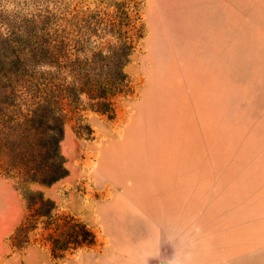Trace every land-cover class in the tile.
<instances>
[{
	"label": "rangeland",
	"instance_id": "374dc122",
	"mask_svg": "<svg viewBox=\"0 0 264 264\" xmlns=\"http://www.w3.org/2000/svg\"><path fill=\"white\" fill-rule=\"evenodd\" d=\"M36 21L132 46L113 113L82 98L55 153L19 115ZM0 130V264H264V0H0Z\"/></svg>",
	"mask_w": 264,
	"mask_h": 264
},
{
	"label": "trees",
	"instance_id": "16d2710c",
	"mask_svg": "<svg viewBox=\"0 0 264 264\" xmlns=\"http://www.w3.org/2000/svg\"><path fill=\"white\" fill-rule=\"evenodd\" d=\"M29 37L33 46L24 52L21 59L23 110L19 115L23 127L43 129L48 134L46 145L50 152L55 153L63 138L64 120L68 114L80 111L78 106L82 98L95 112L113 113L112 98L127 81L123 68L130 58L132 46L125 37L119 38L117 45L100 43V52L89 58L82 54L84 46L81 42L70 39L64 29L51 31L44 25L40 26L39 21L34 22ZM97 62L104 67L85 68ZM81 64L84 67H75ZM1 140L0 137V144ZM16 149L19 152L20 146ZM1 152L0 148V158ZM57 179H52L49 185ZM83 229L80 238L74 236L75 245H93V233L85 226Z\"/></svg>",
	"mask_w": 264,
	"mask_h": 264
},
{
	"label": "crops",
	"instance_id": "0c3cea01",
	"mask_svg": "<svg viewBox=\"0 0 264 264\" xmlns=\"http://www.w3.org/2000/svg\"><path fill=\"white\" fill-rule=\"evenodd\" d=\"M71 176H72V173L69 174V175L67 176V178L70 179ZM46 190H47L49 193H54V194H56V192L58 191V186H55V184H53L51 187H48ZM18 220H19V219L17 218V221H18ZM12 229H13V228H10L9 230L3 232V233L1 234V236H0V256H1V254H3V252L5 251V247H4V243H3L4 235L9 234L10 231H11ZM45 254H46V253H45L44 251L42 252L41 250L37 249L36 247H32V246H31V247H28V248L26 249V256H25V257H27V259H30L31 264H40V262H42V261H40L39 256H40V255H43V257H44Z\"/></svg>",
	"mask_w": 264,
	"mask_h": 264
}]
</instances>
